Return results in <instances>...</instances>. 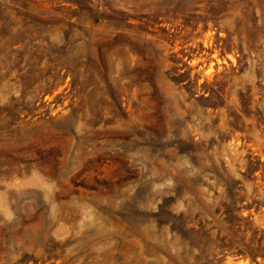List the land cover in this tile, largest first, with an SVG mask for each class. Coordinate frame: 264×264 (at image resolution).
Returning a JSON list of instances; mask_svg holds the SVG:
<instances>
[{
    "label": "rangeland",
    "instance_id": "obj_1",
    "mask_svg": "<svg viewBox=\"0 0 264 264\" xmlns=\"http://www.w3.org/2000/svg\"><path fill=\"white\" fill-rule=\"evenodd\" d=\"M0 264H264V0H0Z\"/></svg>",
    "mask_w": 264,
    "mask_h": 264
}]
</instances>
